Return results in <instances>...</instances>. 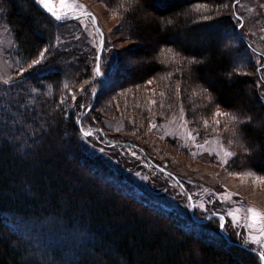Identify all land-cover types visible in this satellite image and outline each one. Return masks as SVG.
<instances>
[{
	"label": "trees",
	"instance_id": "16d2710c",
	"mask_svg": "<svg viewBox=\"0 0 264 264\" xmlns=\"http://www.w3.org/2000/svg\"><path fill=\"white\" fill-rule=\"evenodd\" d=\"M119 1L130 3L120 5L123 21L153 45L139 52L143 62L133 69L114 57L101 79L85 45L68 40L72 21L57 20L36 0H0L23 60L13 88L26 83L36 92L34 101L0 107V264H260L214 217L199 221L136 199L121 188L120 174L84 151L88 118L120 120L126 133L145 138L149 115L165 116L179 102L191 127L232 145L229 170L264 176V105L254 76L244 77L251 70L237 68L225 45L230 17L159 22L194 5L228 8L231 0ZM134 1L156 19L139 20ZM61 31L68 41L62 45ZM216 111L244 123L220 118L217 125ZM138 151L147 156L145 147Z\"/></svg>",
	"mask_w": 264,
	"mask_h": 264
},
{
	"label": "rangeland",
	"instance_id": "374dc122",
	"mask_svg": "<svg viewBox=\"0 0 264 264\" xmlns=\"http://www.w3.org/2000/svg\"><path fill=\"white\" fill-rule=\"evenodd\" d=\"M68 3L82 7L65 8L67 15H64L57 3V14L62 16L59 20L73 22L66 27L70 33L68 40L76 46L85 45L83 48L88 49L94 76L99 64L101 74L96 77L102 79L104 65L113 63L114 57H119L132 69L143 62L139 52L147 51L153 43L148 46L146 41L137 38L132 27L123 21L121 11L128 8L130 3L119 0H68ZM138 3L134 1L132 5L138 6L135 13L139 20L146 23L156 19L152 13L139 10ZM39 7L46 10L41 5ZM221 14H226L228 19L230 17L231 23V31L224 39L225 45L233 50V61L237 68L251 70L252 74L247 72L244 77L249 80L254 76L260 101L264 105V0H231L229 7L222 9L194 5L169 21L159 22L171 26L184 18L206 20ZM67 42L61 31L58 44ZM170 56L169 52L165 53L161 61L166 62ZM22 62L15 37L0 7V107L5 108L19 101L29 103L36 98L35 86L31 84L24 83L13 88V74L15 77L22 74L23 70L18 68ZM97 78L94 80L97 81ZM149 118L145 123V138L126 133L125 125L120 120L88 118L82 132L89 131L92 135H82L84 151L92 157L101 158L120 174L124 181L121 188L136 199L199 221L214 217L221 232L252 250L258 257L260 247L248 240L250 230L246 227L248 221L243 219L246 216L243 209L254 207L264 212V185L260 183L264 176L248 170H229L235 157L232 145L225 144L218 133L198 132L191 127L179 102L167 115L160 118L149 115ZM115 138L122 145L133 147H116L113 143L117 141ZM141 147L146 148V157L138 151ZM226 152L232 155L228 156ZM154 164L173 177L156 169ZM104 180H101V184L109 186L108 180ZM237 208L241 209L242 219L239 224H234L228 213ZM221 216L224 217L223 228L220 227Z\"/></svg>",
	"mask_w": 264,
	"mask_h": 264
},
{
	"label": "snow or ice",
	"instance_id": "6c2138e0",
	"mask_svg": "<svg viewBox=\"0 0 264 264\" xmlns=\"http://www.w3.org/2000/svg\"><path fill=\"white\" fill-rule=\"evenodd\" d=\"M36 2L39 5H41L44 9H46L48 12H50L57 20L62 18L61 15L57 14V11H56L57 3L59 4L61 12H63L64 15H67V13L64 12L65 8L82 7V6L70 4L68 3V0H36ZM84 14L88 15L87 13H84ZM45 55H46V50L40 52L39 54L40 59L33 60L32 64H30L29 67L31 68L34 65L40 63L41 60L45 57ZM97 60H99V57H97ZM94 71H95V75L97 76L101 74V67L99 64H97ZM214 117L217 118L215 119V123L217 125L220 124V118H227L229 121L233 123H244V121H239V118L236 115H233L231 113L216 111L214 113ZM205 126L207 127L206 122H205ZM82 135L84 137H88V136H91L92 133L89 131H83ZM226 155L231 156L232 153L226 152ZM249 175H251V173H249ZM260 183L264 185V178L260 179ZM243 211L246 213V216L243 217V219H246L248 221L246 227L250 230L248 240L251 243L259 245L260 251L258 253V258L261 264H264V212H261L257 208H254V207H246L245 209H243ZM240 212H241V209L237 208V209L231 210L228 213V215L233 220L234 224L240 223L242 219V217L240 216ZM220 220H221L220 227L223 228L224 227V224H223L224 217L221 216ZM253 232L255 234H252Z\"/></svg>",
	"mask_w": 264,
	"mask_h": 264
}]
</instances>
